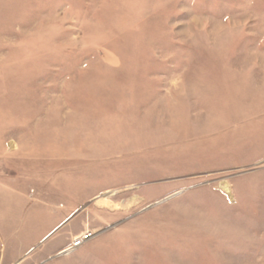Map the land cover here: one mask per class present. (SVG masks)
I'll return each instance as SVG.
<instances>
[{"label":"rangeland","instance_id":"374dc122","mask_svg":"<svg viewBox=\"0 0 264 264\" xmlns=\"http://www.w3.org/2000/svg\"><path fill=\"white\" fill-rule=\"evenodd\" d=\"M0 174V264H264V0H0Z\"/></svg>","mask_w":264,"mask_h":264},{"label":"crops","instance_id":"0c3cea01","mask_svg":"<svg viewBox=\"0 0 264 264\" xmlns=\"http://www.w3.org/2000/svg\"><path fill=\"white\" fill-rule=\"evenodd\" d=\"M13 168H15L13 166ZM27 171V169L25 170ZM7 172V170L5 171ZM0 174V211H21L23 206L27 205L28 202V194L24 193L22 190V186L27 182L25 180H28L27 178H18L16 176H10L5 177L6 173ZM4 177V178H1ZM15 182H17L15 184ZM5 217V216H3ZM5 222L2 221V231H0V235L2 240H4V237L6 236L9 239L10 234H7V230L5 229L6 225ZM73 240V238H72ZM0 257L4 258L7 255H10L6 248L4 249V246L1 245L0 247ZM61 253V252H60Z\"/></svg>","mask_w":264,"mask_h":264},{"label":"built area","instance_id":"2783aa9c","mask_svg":"<svg viewBox=\"0 0 264 264\" xmlns=\"http://www.w3.org/2000/svg\"><path fill=\"white\" fill-rule=\"evenodd\" d=\"M92 236H93V233L90 231L80 234L79 236L74 238L71 245L67 248V251H71V250L81 246L83 243H85L87 240H89Z\"/></svg>","mask_w":264,"mask_h":264},{"label":"bare ground","instance_id":"6f19581e","mask_svg":"<svg viewBox=\"0 0 264 264\" xmlns=\"http://www.w3.org/2000/svg\"><path fill=\"white\" fill-rule=\"evenodd\" d=\"M228 190V187H225Z\"/></svg>","mask_w":264,"mask_h":264},{"label":"water","instance_id":"95a60500","mask_svg":"<svg viewBox=\"0 0 264 264\" xmlns=\"http://www.w3.org/2000/svg\"><path fill=\"white\" fill-rule=\"evenodd\" d=\"M61 254V253H60Z\"/></svg>","mask_w":264,"mask_h":264}]
</instances>
